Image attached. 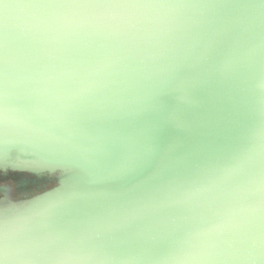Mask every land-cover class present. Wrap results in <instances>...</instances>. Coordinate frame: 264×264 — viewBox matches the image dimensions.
<instances>
[{"label": "clouds", "instance_id": "clouds-1", "mask_svg": "<svg viewBox=\"0 0 264 264\" xmlns=\"http://www.w3.org/2000/svg\"><path fill=\"white\" fill-rule=\"evenodd\" d=\"M9 149L0 264H264V0H0Z\"/></svg>", "mask_w": 264, "mask_h": 264}, {"label": "water", "instance_id": "water-1", "mask_svg": "<svg viewBox=\"0 0 264 264\" xmlns=\"http://www.w3.org/2000/svg\"><path fill=\"white\" fill-rule=\"evenodd\" d=\"M6 172L16 174L20 178L15 187L17 193L28 192L29 188L34 187L37 193H26L14 198L11 188L0 187V208L18 206L36 197L50 194V189L60 183L59 176L45 167L39 156L21 155L14 149L0 152V173Z\"/></svg>", "mask_w": 264, "mask_h": 264}, {"label": "flooded vegetation", "instance_id": "flooded-vegetation-1", "mask_svg": "<svg viewBox=\"0 0 264 264\" xmlns=\"http://www.w3.org/2000/svg\"><path fill=\"white\" fill-rule=\"evenodd\" d=\"M20 178L13 173H0V187H9L12 189V196L14 198H17L18 196L24 195L26 193H32V194H36L37 193V189L36 187L34 188H29L28 192H24L21 191L20 193H17L15 187L16 184L19 182ZM43 189H41L42 191Z\"/></svg>", "mask_w": 264, "mask_h": 264}]
</instances>
